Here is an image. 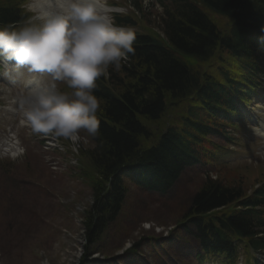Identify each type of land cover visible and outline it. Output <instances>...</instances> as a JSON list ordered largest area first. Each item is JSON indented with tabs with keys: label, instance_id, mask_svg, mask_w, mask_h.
Returning <instances> with one entry per match:
<instances>
[{
	"label": "rangeland",
	"instance_id": "1",
	"mask_svg": "<svg viewBox=\"0 0 264 264\" xmlns=\"http://www.w3.org/2000/svg\"><path fill=\"white\" fill-rule=\"evenodd\" d=\"M118 1L130 8L131 0ZM163 12L162 6L151 2L145 18L160 28L159 16ZM230 24L231 19L218 16L217 25L222 33L229 31ZM230 62L212 57L203 62L200 69L217 78L228 72L225 66ZM190 88L173 91L174 95L166 90L163 95L170 103L177 101L187 106L181 107V112L185 110L191 115V111L195 112L200 106L195 107L194 95H185ZM177 111L180 109L169 106L157 122L142 119L151 130V136L139 139L141 148L156 143L168 126L184 132L183 119ZM204 115L206 112L200 111L198 116L205 120ZM187 120L194 122L193 118ZM19 135L24 155L15 161L9 157L7 160L0 150V161L7 163L6 170L17 176L20 173L16 180L24 178L30 190L21 191L19 195L5 192L6 200L0 195V264H97V260L113 257L101 264H117L122 259L125 264H193L190 258L179 257L183 250L169 241V237H176L180 221L181 224L189 222L188 219L184 221V215L191 207L192 194L204 181L202 165L189 168L186 177L183 176L166 195L154 196L129 184L117 219L107 225L94 243L88 244L89 235L85 231L89 210L95 202V194L108 184L89 158L88 151L95 145L92 138H88L87 146L81 145L78 152L72 151L67 144L69 150L65 148L59 153L47 150L27 132L20 131ZM247 135L248 143L243 148L250 157L247 159H254L229 168L218 166L215 171L219 180L226 184L242 185L250 190L264 179V147L258 136ZM10 220L13 226L8 229ZM180 240L186 237L180 234Z\"/></svg>",
	"mask_w": 264,
	"mask_h": 264
},
{
	"label": "trees",
	"instance_id": "2",
	"mask_svg": "<svg viewBox=\"0 0 264 264\" xmlns=\"http://www.w3.org/2000/svg\"><path fill=\"white\" fill-rule=\"evenodd\" d=\"M212 12L234 15L237 8L233 35L226 37L221 43L232 48L239 55L244 67H251L250 56L254 54L249 46V34L254 26L264 29V0H197ZM195 4V3H194ZM183 0L172 1L167 10L159 18V25L173 46L194 56L201 62L207 61L217 41L215 20L203 8ZM197 6V7H196ZM19 14L12 2L0 0V21L17 20ZM248 23L245 20H248ZM136 54L129 63L122 64L119 70L112 69L107 80L98 81L96 95L101 100L100 135L92 138L94 147L88 151L93 165L100 171L101 177L109 180L110 175L125 161L140 157L142 167H138L136 175L140 182L151 188L164 190L179 175V171L187 162L189 152L187 144L196 142L195 133H207V124L198 116L200 110L193 112L200 122L185 129L184 136L171 130L164 134L159 144L148 150L140 148L139 139L147 134L140 116L156 119L163 110V93L181 91L185 87L197 89L210 104L220 105L224 91L212 82L209 76L193 69L183 58L167 50L163 44L147 36H137ZM249 46V47H248ZM251 65V66H250ZM124 74V75H120ZM202 76V78H201ZM189 89V90H190ZM192 89V90H193ZM182 94V93H181ZM174 95V94H173ZM215 112V111H213ZM212 112V113H213ZM111 189L102 195L95 194L87 231L88 244L94 243L101 232L114 220L121 211L124 191L120 180L111 184ZM259 189L257 195H262ZM241 185H228L225 182L210 179L194 194L191 203L190 223L194 226L195 238L200 240L205 251L224 253L230 251L225 243L226 232L246 237L253 233V222L250 212L234 211L211 218L200 217L203 213L222 208V206L243 198ZM241 203L244 207L252 205L251 201ZM254 204V203H253ZM186 219L188 216L185 217ZM218 223L219 226L215 224Z\"/></svg>",
	"mask_w": 264,
	"mask_h": 264
},
{
	"label": "clouds",
	"instance_id": "3",
	"mask_svg": "<svg viewBox=\"0 0 264 264\" xmlns=\"http://www.w3.org/2000/svg\"><path fill=\"white\" fill-rule=\"evenodd\" d=\"M17 2L19 19L0 21V118L78 152L100 135L97 82L135 56L137 32L111 0Z\"/></svg>",
	"mask_w": 264,
	"mask_h": 264
},
{
	"label": "bare ground",
	"instance_id": "4",
	"mask_svg": "<svg viewBox=\"0 0 264 264\" xmlns=\"http://www.w3.org/2000/svg\"><path fill=\"white\" fill-rule=\"evenodd\" d=\"M251 88H252V87H251ZM248 92H250V96H251V94H252L253 91H248Z\"/></svg>",
	"mask_w": 264,
	"mask_h": 264
}]
</instances>
